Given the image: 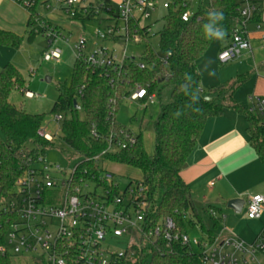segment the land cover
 I'll return each instance as SVG.
<instances>
[{
  "label": "trees",
  "instance_id": "16d2710c",
  "mask_svg": "<svg viewBox=\"0 0 264 264\" xmlns=\"http://www.w3.org/2000/svg\"><path fill=\"white\" fill-rule=\"evenodd\" d=\"M191 2L168 0L164 26L156 34L161 56L156 55L148 44L150 26L140 28L132 23L130 36L139 37L136 43H143L144 47L140 60L143 69L128 62H124L117 71L92 68L77 59L70 85L57 87L51 114L62 117L59 140L78 157L74 164L77 177H84V172L99 176L101 169L94 162L96 157L100 162L137 169L141 173L137 182L147 189L154 222L169 218L181 232L188 233V228L198 227L203 235L212 237L214 234L203 226L190 189L182 179V168L207 121L220 116L225 109H232L245 117L251 133L250 146L264 164V120L258 112L242 108L233 99L247 76L228 80L206 93L200 88L197 61L213 40L206 38L204 32V25L210 23L209 13H223L224 19L216 26L221 27L225 37L230 39L242 20L239 4L236 0H196L195 7L191 9ZM27 10V32L28 39H31L36 30L40 31V24L34 7ZM116 10L117 7L105 3L89 4L71 20L84 24L93 18L98 19L100 13H105L108 21L115 20ZM187 12L190 13L189 19L183 21L182 15ZM261 13V0H256V11L250 23L259 22ZM21 42L22 37L0 30V44L18 48ZM24 88L22 76L13 65L7 64L0 70V198L11 191L27 159H34L54 146V141L47 142L37 135L43 127L45 115L27 113L10 103V93ZM137 88L147 92V97L140 100V104H146L151 95L160 97L164 91L169 94L168 102L160 104L159 115L152 125V155L146 154L141 134L133 135L115 118L120 102ZM203 94H215L216 97L207 101L202 98ZM74 101L83 110L84 121L74 117L77 111ZM128 137H133L134 143ZM110 138L116 146L125 145V148L108 151ZM203 212L211 220L213 229L222 225L224 217L218 208H204ZM5 224L6 217L0 214V245L4 242ZM0 264L12 263L9 257L0 253ZM124 264L202 263L199 254L192 253L187 247L173 244L167 248L162 241H157L146 247H132Z\"/></svg>",
  "mask_w": 264,
  "mask_h": 264
},
{
  "label": "built area",
  "instance_id": "2783aa9c",
  "mask_svg": "<svg viewBox=\"0 0 264 264\" xmlns=\"http://www.w3.org/2000/svg\"><path fill=\"white\" fill-rule=\"evenodd\" d=\"M18 1L26 9L51 2ZM236 1L242 20L233 31L229 45L217 55L221 65L251 51L246 28L256 11V0ZM55 2L64 5L63 10L70 19L81 8L87 7L80 0ZM157 5L158 0H123L117 6L116 19L109 20L105 28L95 30L92 51H87L83 39L75 45L77 59L92 68L117 71L124 62H128L143 69L144 65L135 62L127 53L129 43L137 40L134 34L130 36L131 26L135 23L141 28L140 20H148ZM162 7L166 9L168 1ZM189 16V12L184 13L182 20L187 21ZM256 28L260 27L257 25ZM40 31L46 37L54 35L52 26L44 21L40 24ZM57 38L55 34L48 50L43 53L44 60H60L61 51L53 47ZM26 95L32 97L31 93ZM146 97V90L137 88L128 99L139 102ZM154 98L149 96L147 102ZM252 101L253 107L248 110L258 112L264 120V100L254 97ZM54 116L55 123L62 120L61 115ZM37 135L47 142L54 141L43 127ZM128 138L134 143L133 137ZM124 148L125 145L116 146L111 138L108 140V151ZM94 162L101 169L99 176L84 172V177H77L73 166L67 178H62L61 167L47 164L42 155L27 159L11 191L0 198V214L6 217L0 253L9 258L13 255L27 259L32 264H124L132 247H146L162 241L167 248L173 244L187 247L192 253L199 254L202 264H264V228L252 242L220 234L190 238L188 233L179 231L169 218L154 222L147 189L137 182L139 180L121 185L115 181L111 171L100 167L99 157ZM245 215L248 220L260 219L264 215V196L249 197ZM123 236L128 237V246L122 251L111 248L110 241ZM194 247L199 251L194 252Z\"/></svg>",
  "mask_w": 264,
  "mask_h": 264
},
{
  "label": "rangeland",
  "instance_id": "374dc122",
  "mask_svg": "<svg viewBox=\"0 0 264 264\" xmlns=\"http://www.w3.org/2000/svg\"><path fill=\"white\" fill-rule=\"evenodd\" d=\"M122 1L123 0H83L82 2L86 5L89 3H105L116 8ZM167 1L168 0H158L159 5H157L150 18L148 20L141 19L139 22L141 27L150 26L148 44L158 56H161L162 53L158 46L156 34L159 33L164 26L163 17L166 13V9L162 7V4ZM52 4H38L34 9V13L39 24L44 21L52 26L54 35L46 37L41 31L36 30L33 37L28 39L27 32L26 35L22 37V42L18 48L0 44V56L3 58H10L6 65H13L20 72L25 84L23 91L13 90L10 93V103L27 113L45 115L43 128L54 138V144L52 143L54 146L45 150L42 156L47 164L60 166L62 169L60 177L67 178L74 164L77 162L78 157L73 155V153L59 140L62 120L59 123L53 121L55 116L51 114V108L57 98L58 85H70L73 68L78 58L75 45L83 39L86 43L87 51H92L94 48L93 34L95 30L98 27L105 28L108 20H106L105 13H100L98 19L93 18V20L82 24L68 17L65 10H63L64 5L62 3L55 2V5ZM195 5L196 0H192L191 9L194 8ZM55 34L58 38L53 44V47L61 51V58L59 61H46L43 58V53L48 50ZM138 41L139 37H137L135 42L129 43L127 48L128 55L133 57L135 62H140L144 51L143 43L137 44L136 42ZM116 48L119 50L120 46L117 45ZM261 57H264V47H262V53L261 56L258 57V60ZM232 65L233 63H228L224 66H220V69H226ZM2 68L3 67L0 66V70ZM27 92L31 93L32 97H28L26 95ZM168 100L169 94L167 91H164L160 97H155L152 102L148 101L146 104L144 102L142 103L143 105L137 101H131L126 98L120 102L117 109L115 115L117 122L125 126L133 135L137 136L141 134L142 145L147 155H152L154 150L153 122L159 115L160 104H165ZM68 117H71V115H68ZM74 117L80 121L85 120V114L82 109H78L76 113H74ZM100 167L111 171L114 174L115 181L121 185H125L132 180L141 179L140 171L131 167L111 164L109 162L104 163L103 161L100 162ZM217 208L224 217L222 225L217 229H213L208 216L199 208H196L202 224L206 229L211 230L214 235H218L225 227V232L229 234L233 232L237 233V230H241L244 233L242 236L243 239L247 241H251L254 238L255 231L252 229L251 220L246 218L245 211L236 214L233 210L226 208V206ZM262 217H264V215H262ZM187 232L190 238L200 239L203 235L198 227L188 228ZM128 242V237L123 236L121 238L112 239L110 241V246L113 249L122 251L128 246ZM193 251L198 252L199 249L194 247ZM10 260L12 264H32L27 259H18L13 255H11Z\"/></svg>",
  "mask_w": 264,
  "mask_h": 264
},
{
  "label": "crops",
  "instance_id": "0c3cea01",
  "mask_svg": "<svg viewBox=\"0 0 264 264\" xmlns=\"http://www.w3.org/2000/svg\"><path fill=\"white\" fill-rule=\"evenodd\" d=\"M49 1L54 5L55 0ZM261 6L259 22H251L246 28L250 52H244L239 59L230 62L233 63L231 67L220 69L226 64L221 65L217 55L230 43L229 37L224 36L222 40L213 39L208 50L197 61L203 93L238 76H247L246 82L234 93V101L242 108L250 109L254 97L264 100V57L258 60L264 47V0H261ZM28 18V10L18 0H0V30L24 37L28 31ZM9 59L0 56V66L4 67ZM250 136L245 117L232 109H225L220 116L207 121L181 172L195 208L203 212L204 208L226 206L228 201L239 199L244 201L242 212L246 211L249 197L264 196V164L250 146ZM251 226L255 231L251 241L243 239L241 230L231 235L225 232L224 227L219 234L252 242L264 228V217L251 220Z\"/></svg>",
  "mask_w": 264,
  "mask_h": 264
},
{
  "label": "clouds",
  "instance_id": "9594fccd",
  "mask_svg": "<svg viewBox=\"0 0 264 264\" xmlns=\"http://www.w3.org/2000/svg\"><path fill=\"white\" fill-rule=\"evenodd\" d=\"M210 23L204 25L206 38L222 40L225 36V31L221 27H217V22L224 19L223 13L212 11L209 13ZM196 99V97H195Z\"/></svg>",
  "mask_w": 264,
  "mask_h": 264
},
{
  "label": "water",
  "instance_id": "95a60500",
  "mask_svg": "<svg viewBox=\"0 0 264 264\" xmlns=\"http://www.w3.org/2000/svg\"><path fill=\"white\" fill-rule=\"evenodd\" d=\"M216 97V95H209V94H203L202 98L204 100H212ZM74 103V108L75 109H79V106L77 105L76 101L73 102ZM244 201L239 200V199H234V200H230L226 203V208L233 210L236 214H239L242 210Z\"/></svg>",
  "mask_w": 264,
  "mask_h": 264
}]
</instances>
